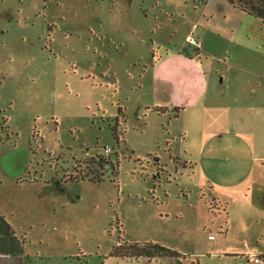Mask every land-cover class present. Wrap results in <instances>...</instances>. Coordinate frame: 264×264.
I'll list each match as a JSON object with an SVG mask.
<instances>
[{
    "label": "rangeland",
    "instance_id": "rangeland-1",
    "mask_svg": "<svg viewBox=\"0 0 264 264\" xmlns=\"http://www.w3.org/2000/svg\"><path fill=\"white\" fill-rule=\"evenodd\" d=\"M256 48L264 24L225 0H0V214L25 241L0 264H178L114 256L125 242L254 263L264 200L230 195L247 171L223 150L245 142L220 134L229 102L263 101Z\"/></svg>",
    "mask_w": 264,
    "mask_h": 264
},
{
    "label": "crops",
    "instance_id": "crops-1",
    "mask_svg": "<svg viewBox=\"0 0 264 264\" xmlns=\"http://www.w3.org/2000/svg\"><path fill=\"white\" fill-rule=\"evenodd\" d=\"M254 50L260 52L261 54H263L264 52L263 49L261 50V49L256 48ZM223 65H225L223 70H220L219 67H217L216 69V74L220 75V81H218L217 78H214V82L217 81V85L212 84V87L208 88L213 91L212 95L215 97H220L218 92L220 90H225L223 89L221 82L226 84L227 80H231V74H232L231 70L232 68H236L235 65H230L226 63H224ZM225 88H229V86H226ZM210 105H211L212 110L219 111L221 103L219 100L215 99L210 102ZM227 105H228L227 111L230 113V115L227 116L228 129L221 130V132L225 134H220V135L230 134L236 137H240L241 140H243L245 143L243 144L228 143V150H223V151L228 153L226 160H229L230 157L235 156L236 160L238 161L240 165L245 163V169L247 171V174L246 172H241L242 181H243L241 184H239L238 186H234V187H227V189L229 190L230 195H235V193L239 192L240 190H242L241 192L242 194L244 188L247 187L246 196H248L250 193H253L254 195L258 197V199L264 200V170L262 167V165H264V127L263 128L257 127L258 125H261L259 124V119L261 120L260 117H262L263 115L262 113H264V112H260V110H264V98H263V101L260 103L259 101L247 102L245 99L237 98L236 102L231 101ZM201 106L204 107L203 104H201ZM181 111H177L176 115H179ZM232 111L238 112L239 115L233 118L232 113H231ZM223 131H226V132H223ZM242 146L244 147V149L251 151V155H252L251 161H254V162L250 169L246 167L248 157H242L240 154V149L242 148ZM232 151H234V155L233 154L231 155L230 152ZM259 162L262 163L260 167L258 168L255 167V164ZM189 164L188 165L192 169H194L198 165V162L195 160V162H189ZM245 177L247 178V180H245ZM253 181L255 184L254 187H253ZM207 183L213 186L211 190H215V182L213 178H209L207 180ZM224 184L228 185L229 183H224ZM256 184L259 187L256 186ZM236 187H240V188L238 190H235ZM224 197L229 198V195H225ZM261 219H263L262 221L264 222V211H263V214L261 215ZM227 235L228 233L225 234L224 237H226ZM263 250L261 254H263ZM179 251L181 254H183L182 250H179ZM225 253H227V255H231V257H236L238 255V252H235V251H226ZM183 255L187 256V258L184 260H181L182 262L188 263L194 259L193 257H189L186 254H183ZM196 261L197 260L192 261L191 264H196ZM249 264H260V263L254 262V263H249Z\"/></svg>",
    "mask_w": 264,
    "mask_h": 264
},
{
    "label": "trees",
    "instance_id": "trees-1",
    "mask_svg": "<svg viewBox=\"0 0 264 264\" xmlns=\"http://www.w3.org/2000/svg\"><path fill=\"white\" fill-rule=\"evenodd\" d=\"M225 1L228 2L233 8L239 9L251 17L261 20V22L264 24V0H225ZM115 138L119 142L118 137L115 136ZM96 160H100V162H98V166L100 170H102L104 167V163H102L104 161L106 163V166L108 165L112 168L113 173L117 171L116 165H114L109 158H106L104 156H99L96 158ZM81 180L83 181L84 179L82 178ZM24 244L25 241L22 242L19 240L15 230L6 221L5 217L0 214V257L13 256L21 253ZM113 255L123 258H133V259H139L145 257L146 259L149 260V262L158 260L159 258H170V259H175L179 263H181V260L187 258V256L181 254L180 252L174 249H170L154 243H147L145 245H140L136 243L125 242L121 246L117 247ZM263 262H264V258H263Z\"/></svg>",
    "mask_w": 264,
    "mask_h": 264
},
{
    "label": "built area",
    "instance_id": "built-area-1",
    "mask_svg": "<svg viewBox=\"0 0 264 264\" xmlns=\"http://www.w3.org/2000/svg\"><path fill=\"white\" fill-rule=\"evenodd\" d=\"M111 153V149L110 148H106L105 149V154L109 155ZM211 238H214L213 236ZM249 259H253V261L255 263H260L263 261L264 258V250H263V254H258L256 251H251L248 255Z\"/></svg>",
    "mask_w": 264,
    "mask_h": 264
}]
</instances>
